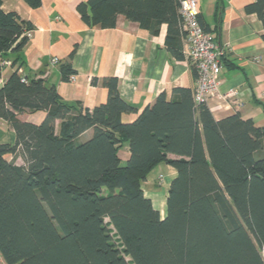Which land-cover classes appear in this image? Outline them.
I'll list each match as a JSON object with an SVG mask.
<instances>
[{"label": "trees", "instance_id": "obj_1", "mask_svg": "<svg viewBox=\"0 0 264 264\" xmlns=\"http://www.w3.org/2000/svg\"><path fill=\"white\" fill-rule=\"evenodd\" d=\"M179 7V0H89L78 12L100 29L115 28L119 16L151 35L166 25L168 53L184 61ZM247 12L264 28V0H255ZM32 29L15 12L5 13L0 0V62L9 60L14 69L0 88V120L16 135L13 145L0 144L1 260L264 264V127L240 114L216 121L206 104H195L189 88L173 90L172 99L159 95L136 121L124 123L122 116L137 110L120 95L117 78L101 81L106 104L76 113L55 85L22 80L18 69ZM62 74L64 81L74 76L72 65L62 66ZM40 111L47 113L40 125L18 119ZM89 130L92 137L78 141ZM124 146L126 162L120 158ZM19 156L24 166L16 164ZM161 163L177 172L163 220L142 189Z\"/></svg>", "mask_w": 264, "mask_h": 264}, {"label": "crops", "instance_id": "obj_2", "mask_svg": "<svg viewBox=\"0 0 264 264\" xmlns=\"http://www.w3.org/2000/svg\"><path fill=\"white\" fill-rule=\"evenodd\" d=\"M254 1L199 0V21L226 50L221 60L219 93L206 104L214 119L221 121L240 114L243 120H251L255 127L263 128L264 28L256 14L247 12V7ZM1 2L5 13L15 12L25 24L33 26L23 52V74L55 85L64 102L76 109V113L80 109L92 111L107 103L108 90L101 85L105 78H117L120 95L137 110L124 114V123L136 121L159 95L166 94L172 99L173 90L196 86L194 65L186 59L178 61L168 53L166 25L161 27L158 35H151L139 24L119 16L113 29L90 27L78 12V6L89 0H41L38 8H31L23 0ZM55 58L59 62L52 64ZM65 64H71L75 71L68 81L63 80L62 66ZM13 72V68L1 72L0 88ZM95 79L99 81L98 85L93 84ZM227 93L233 96L224 99ZM46 117L44 111L18 115L21 122L33 125L42 124ZM60 126L61 121H57L56 134H59ZM92 135L93 130H89L78 141L85 142ZM15 141L11 125L0 120V144L13 145ZM129 156V149L124 146L120 151L122 162ZM6 159L10 162L13 156ZM20 160L22 158L17 157L16 164ZM17 165L24 166L25 162ZM160 175L168 180L165 193L154 180ZM176 176L175 169L161 163L142 186L145 197L152 201L162 220L167 214L169 186Z\"/></svg>", "mask_w": 264, "mask_h": 264}, {"label": "built area", "instance_id": "obj_3", "mask_svg": "<svg viewBox=\"0 0 264 264\" xmlns=\"http://www.w3.org/2000/svg\"><path fill=\"white\" fill-rule=\"evenodd\" d=\"M179 3L182 29L185 34L182 40L183 55L196 69L197 81L193 97L195 104L200 106L207 104L219 92L221 60L224 58L226 50L215 41L210 33H206L202 28L199 21V0H179ZM58 62L56 58L51 61L52 64ZM6 68H12V62L2 60L0 62V72ZM18 72L22 75V80L26 81L22 69H18ZM231 96V93H227L223 98ZM261 254L264 260V245L261 248Z\"/></svg>", "mask_w": 264, "mask_h": 264}, {"label": "rangeland", "instance_id": "obj_4", "mask_svg": "<svg viewBox=\"0 0 264 264\" xmlns=\"http://www.w3.org/2000/svg\"><path fill=\"white\" fill-rule=\"evenodd\" d=\"M219 88H220V87H219ZM218 93H219V92H218ZM232 96H233V95H232ZM239 106H241V105L239 104ZM17 164H19V165L24 164V160L22 159V160L18 161ZM22 166H23V165H22ZM154 180L157 181V183H158V185H159V187H160V191H161L162 193H165V190H166V188H167V184H168V180H167V178H165L164 176L160 175V176H158V177H157L156 179H154ZM152 182H155V181L152 180ZM161 195H162V194H161ZM0 264H5V263L1 260V258H0Z\"/></svg>", "mask_w": 264, "mask_h": 264}]
</instances>
